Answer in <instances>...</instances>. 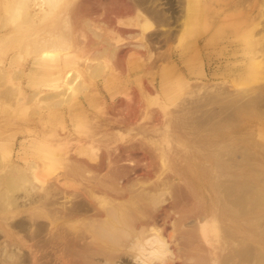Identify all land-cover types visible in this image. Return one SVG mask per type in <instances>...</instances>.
I'll return each instance as SVG.
<instances>
[{
	"label": "rangeland",
	"instance_id": "rangeland-1",
	"mask_svg": "<svg viewBox=\"0 0 264 264\" xmlns=\"http://www.w3.org/2000/svg\"><path fill=\"white\" fill-rule=\"evenodd\" d=\"M79 1L0 0V246L26 242L6 223L30 210L85 202L101 214L140 192L135 223L160 229L167 247L148 262L264 264V221L243 201L257 188L264 198V0H183L167 14L178 26L166 42L165 28L154 33L134 13L72 16ZM237 104L250 107L235 113ZM235 163L254 182L249 191L231 182L227 196L220 183L236 180ZM186 167L197 175L178 179ZM39 196L52 204L30 205ZM241 199L245 207H230ZM81 211L37 221L83 239L95 220ZM134 259L104 264H141Z\"/></svg>",
	"mask_w": 264,
	"mask_h": 264
},
{
	"label": "bare ground",
	"instance_id": "bare-ground-1",
	"mask_svg": "<svg viewBox=\"0 0 264 264\" xmlns=\"http://www.w3.org/2000/svg\"><path fill=\"white\" fill-rule=\"evenodd\" d=\"M83 1L82 2L79 1L80 4H78V6L77 4H75V6L78 8H76L77 10H73L74 12L75 11L80 12L79 14H82V15H85L87 13L86 15L88 16V14L91 12L93 13V12L102 10L105 13V19L107 20L109 18L106 17V14H112V13L115 15L120 14V13H123V14L134 13L135 15L141 18H149V20L151 19L156 25L155 32L154 31L152 32L157 33L158 29L165 28V32L163 33L162 38H161L165 42L172 37L174 32L177 30V26H178L177 25L178 15L176 14V15L169 17L167 15L168 12L169 11L172 12L173 8H175L177 11H181L183 9V0H160L162 1L161 4L158 3L159 0H83ZM75 14L76 12L72 16H76ZM68 16H65L66 18L65 19L63 18L64 20L62 19L64 21V22L62 21V23H64L63 24L64 27L66 26L63 29H67L68 28L67 26L68 25L70 26L69 24L70 21L73 20L72 16L71 17L69 16L71 19ZM67 20H68V23H65L67 22ZM65 31H68V29ZM91 32H93L94 35H97L94 37L96 38L100 37L98 36L100 34L94 33L95 32L94 30ZM155 36L157 38V34ZM149 37H150V34H149ZM145 44H148V43H145ZM106 47L108 48L109 51H113L110 45L106 44ZM144 47L148 48L147 50H150V51L152 50L150 44L144 45ZM249 107H250L249 104H237L233 107V112L237 113ZM222 110H225V108L223 107ZM202 112H205L203 116L210 115V111L208 112L204 110ZM224 113H226V111H224ZM224 113H221V114L224 115ZM228 115L229 114L227 113V116ZM244 164L245 163H237V164L235 163L234 166L236 168V171L232 174L234 175L233 179H236V180L230 181L229 179V180H226L220 183L222 190L227 196H230L232 193L233 183L231 182L243 183V185L236 184L237 187H240L242 185L241 190L243 191H249L252 189L251 184L254 181L247 180L249 182L247 181L244 182L245 178L248 175L245 169L238 168L240 166H243ZM234 166H231V167H234ZM177 173H179L178 176L180 178L176 176V174L175 176L181 180H185L189 178V176L195 177L197 175L196 173H194L192 169L188 167H186L183 170L182 174H180V172H177ZM3 180L6 182V179H3ZM100 185H101V182H100ZM102 186H105V185L103 184ZM8 197H10V199L5 198L6 201L8 200V202L11 205L13 204L15 206L18 205V197L17 198H15L16 196L14 197L8 196ZM121 197H123V195ZM49 198L50 197H47V196L45 197L39 196L37 199L35 197L33 198L31 197L29 199V202H30V205L39 203L40 206H44L46 208L48 204H52V199L46 202V200H48ZM143 198H144V195L140 192L133 194V195L126 194V197L121 198L122 200H120L118 204L106 207L107 209H105L103 213L101 214L99 213L100 211L96 212L98 214L87 212L88 209L85 208L86 206L85 202H83V204L80 202H78L77 204L75 202L76 204H72V206L67 210L68 213L64 212V210L63 211L60 210L59 212L57 211L58 209L56 210V212L45 211L43 209L32 210V211L30 210L28 212L29 216H27L28 218L27 220L24 221L23 218H26V217H22V219L20 220L8 221L6 223V226H8L10 229L15 230L16 232L21 234V238H19V240L22 239L23 241H26L28 243L23 242L21 247H16L15 244L10 245V246H5L7 244L6 242L4 246L2 247L0 246V264H104L106 260H111V261H115L117 259L119 260L122 258V255H128L133 260H135L134 258H137L136 260L138 261L141 260L139 261L141 264H148V263L150 264L151 262L147 261V258H146L148 257L147 255L154 254V253L156 254L158 252L163 253L164 248H167V247L163 246L165 242H163L164 241V238H162L163 235L159 234L160 229L157 232L155 231L156 228L155 230L154 228H152L155 232L153 231L152 233H150L152 229L151 228L149 229L148 225L147 227L146 225H144V223L150 224V223H147V220L145 222L139 221L143 225L141 224L137 225L135 223L137 221V218L142 214V210L145 205L144 203L138 204L139 201L137 200L143 199ZM14 199H17V200H14ZM243 201L251 203V205H247V206L252 208V215L254 217L257 214L255 218L256 222L264 221V216L260 215L264 213V206H263L264 198H263L262 189H259V188L255 189V197L252 200L249 201V198H243ZM3 202H5V200ZM241 204H242V199L239 200L238 202L231 203L230 207L237 209V207L240 208V207L246 206V205L240 206ZM172 205L176 206V204H172ZM89 206L91 205L88 204V208ZM116 208L117 210H115ZM82 209L84 212L81 211L82 213L79 215H83V220L87 217H94V220H95L94 224H90L88 231L83 230V234H82L83 239H81L78 234L73 233L75 231L73 230H72L73 232L69 231L70 228H60V229L58 228V230L54 229L53 231L51 228V230L49 231L51 227V226L49 228L47 227L49 223L37 221V219L39 217L41 218L42 216L44 218H47L49 222H52V221L55 222L57 219L59 218L62 219L63 216L69 213H73L72 215H74V213L77 214ZM91 209H96V208L92 207ZM169 211H170V208H169ZM166 213L168 212L162 213L164 218L167 215ZM209 213L210 212L207 210L204 211L202 217L205 218ZM162 214L158 215L159 219L163 218V217L160 218ZM72 215H70V218ZM100 215H105V218H103ZM200 215L201 213L198 212L197 217H196L198 218V220H200L199 219ZM67 216L69 217V215ZM75 216H73V218ZM168 216H169V213H168ZM98 217H101V218H98ZM166 218L168 219L169 217H166ZM167 219H164V220L166 221ZM154 221H153V224L149 226L153 227L154 223L155 224L158 223V221L156 220ZM161 222H163V220H161ZM175 223H178V221H175ZM154 227L156 226L154 225ZM177 233L176 234L178 236L180 235L181 232L180 233L177 232ZM187 233L189 236H191L190 231H188ZM95 236L99 237V239H95L94 238ZM88 237L91 238V241H88V242L85 241L86 243H81L82 240H85V238H88ZM67 238L70 241H78L79 244H74L72 247H69V245L66 244ZM125 242L127 244L123 245L122 243H125ZM154 243H156L157 245H155ZM127 245L130 246V249L135 250L136 255L134 254L131 255L127 252H124L125 247ZM11 246L13 247L15 246V247L12 249ZM119 247L123 248V251L120 250L119 252ZM241 255H242V252H241ZM125 264H131V263L129 261H126Z\"/></svg>",
	"mask_w": 264,
	"mask_h": 264
},
{
	"label": "crops",
	"instance_id": "crops-1",
	"mask_svg": "<svg viewBox=\"0 0 264 264\" xmlns=\"http://www.w3.org/2000/svg\"><path fill=\"white\" fill-rule=\"evenodd\" d=\"M129 19H132V18H129Z\"/></svg>",
	"mask_w": 264,
	"mask_h": 264
}]
</instances>
